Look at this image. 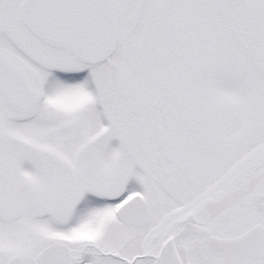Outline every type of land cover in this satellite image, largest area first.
I'll list each match as a JSON object with an SVG mask.
<instances>
[{"label": "snow or ice", "instance_id": "obj_1", "mask_svg": "<svg viewBox=\"0 0 264 264\" xmlns=\"http://www.w3.org/2000/svg\"><path fill=\"white\" fill-rule=\"evenodd\" d=\"M0 264H264V0H0Z\"/></svg>", "mask_w": 264, "mask_h": 264}]
</instances>
